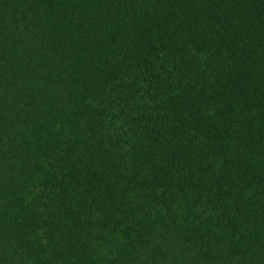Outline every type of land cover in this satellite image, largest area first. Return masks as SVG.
Listing matches in <instances>:
<instances>
[{
  "label": "trees",
  "instance_id": "trees-1",
  "mask_svg": "<svg viewBox=\"0 0 264 264\" xmlns=\"http://www.w3.org/2000/svg\"><path fill=\"white\" fill-rule=\"evenodd\" d=\"M0 264H264V0H0Z\"/></svg>",
  "mask_w": 264,
  "mask_h": 264
}]
</instances>
